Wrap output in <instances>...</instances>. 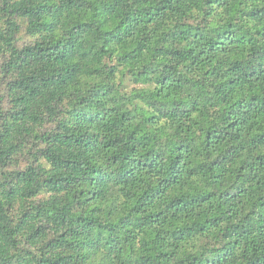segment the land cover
Segmentation results:
<instances>
[{
	"label": "clouds",
	"instance_id": "clouds-1",
	"mask_svg": "<svg viewBox=\"0 0 264 264\" xmlns=\"http://www.w3.org/2000/svg\"><path fill=\"white\" fill-rule=\"evenodd\" d=\"M0 264H264V0H0Z\"/></svg>",
	"mask_w": 264,
	"mask_h": 264
}]
</instances>
